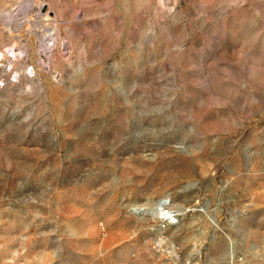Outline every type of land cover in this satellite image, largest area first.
I'll return each instance as SVG.
<instances>
[{
    "label": "rangeland",
    "instance_id": "1",
    "mask_svg": "<svg viewBox=\"0 0 264 264\" xmlns=\"http://www.w3.org/2000/svg\"><path fill=\"white\" fill-rule=\"evenodd\" d=\"M0 264H264V0H0Z\"/></svg>",
    "mask_w": 264,
    "mask_h": 264
},
{
    "label": "bare ground",
    "instance_id": "2",
    "mask_svg": "<svg viewBox=\"0 0 264 264\" xmlns=\"http://www.w3.org/2000/svg\"><path fill=\"white\" fill-rule=\"evenodd\" d=\"M46 41L47 40L45 39V42H44L45 45L47 44ZM52 50H51V52L53 54V51ZM51 59L54 61L55 60V57L52 55V58ZM167 207H169V206H168V204H167L166 201H162L159 204H157L156 211L159 213V216L160 217H164V218H172V217H175V215H176L175 212L172 209H166ZM137 209L140 210V211L142 210L141 208H137Z\"/></svg>",
    "mask_w": 264,
    "mask_h": 264
}]
</instances>
